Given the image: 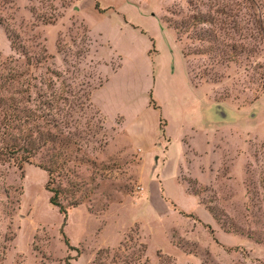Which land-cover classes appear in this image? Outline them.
Wrapping results in <instances>:
<instances>
[{"label":"rangeland","instance_id":"374dc122","mask_svg":"<svg viewBox=\"0 0 264 264\" xmlns=\"http://www.w3.org/2000/svg\"><path fill=\"white\" fill-rule=\"evenodd\" d=\"M262 22L264 0H0V98L82 137L66 215L0 160V264H264Z\"/></svg>","mask_w":264,"mask_h":264},{"label":"trees","instance_id":"16d2710c","mask_svg":"<svg viewBox=\"0 0 264 264\" xmlns=\"http://www.w3.org/2000/svg\"><path fill=\"white\" fill-rule=\"evenodd\" d=\"M196 21L209 23L213 28L217 27L212 18L207 19V17L202 16L196 18ZM260 30L264 36V22L261 23ZM215 32L214 39L218 42L222 38L219 35L221 29L215 28ZM12 81L16 83V79H12ZM8 84L14 85L11 82ZM28 86L30 91L31 84L28 83ZM27 102L32 104L34 101ZM22 103L23 100L14 97L7 100L0 98V108L5 110L3 121H0V136H3L0 160L9 157L19 164L20 168L24 164H31L46 172L48 175L46 189L52 194L50 204L57 207L61 214L66 215L67 210L59 200L63 190H55L54 186L57 183V176L60 174L69 178L70 174L67 173V167L72 163L71 148L78 144L76 140L82 139L81 133L79 131L73 133L69 130L71 116L66 117L51 112L53 107L51 102L41 99L39 107L36 109L25 108ZM72 121L77 124L80 123L74 117ZM77 204H79L77 201L73 203L74 206Z\"/></svg>","mask_w":264,"mask_h":264}]
</instances>
